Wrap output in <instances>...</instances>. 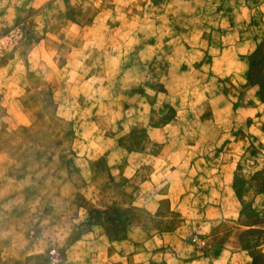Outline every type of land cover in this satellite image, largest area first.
<instances>
[{"label": "rangeland", "instance_id": "374dc122", "mask_svg": "<svg viewBox=\"0 0 264 264\" xmlns=\"http://www.w3.org/2000/svg\"><path fill=\"white\" fill-rule=\"evenodd\" d=\"M217 37L218 105L199 74ZM211 244L264 264V0H0V264H185Z\"/></svg>", "mask_w": 264, "mask_h": 264}, {"label": "crops", "instance_id": "0c3cea01", "mask_svg": "<svg viewBox=\"0 0 264 264\" xmlns=\"http://www.w3.org/2000/svg\"><path fill=\"white\" fill-rule=\"evenodd\" d=\"M169 14L171 13V11H169L167 9V11H163V12H157V15H162V14ZM190 23H191V20L189 19ZM174 22V21H173ZM159 24V23H156V25ZM183 27L182 29L185 30V26L186 28L188 27L190 30L194 29V26L192 27V25H187V23L183 22ZM157 27L159 28V26L157 25ZM153 29V27H152ZM154 29H155V26H154ZM191 32V31H189ZM210 41V40H208ZM215 47H213V45H211L210 49L206 50V49H199V52L202 53V55L204 56H208L207 57H202V59L205 60V63L200 65L199 68L201 69L199 74H200V79L203 80L202 82H204L203 86H206V96L207 98H210L209 100H212L214 99V103H216L218 105V37L217 38H214L213 41H211ZM244 43H247V44H244ZM242 42L240 48H239V56H237V59L235 60L236 62L239 60V57L240 58H243L245 60V57L247 54V52L249 51V47H250V50H253V48L255 47V42L252 40V39H246L245 42ZM249 47H248V46ZM245 46V47H243ZM192 50L191 47L189 46H186V54L183 56L182 58V62L183 64H188L190 63L191 61V58L186 56L190 53V51ZM208 64V65H207ZM212 64V65H211ZM204 69V70H202ZM192 72V69H182V71H178V72H170L168 73V77H167V81H166V87L168 88V91H165L166 93L170 94V95H173V94H179L180 92L177 91L176 89L174 88H170V80L169 79H172L173 81L177 79V77H183V79L185 78L186 75H188V73H191ZM190 84V83H188ZM186 85H184L182 88V91L184 93H186L187 91V87H185ZM196 95V94H195ZM197 96V95H196ZM197 98H199L197 96ZM177 100V99H176ZM200 102V100H199ZM215 105V104H214ZM182 110H179V113H181ZM170 123H168L167 125H169ZM202 173H209L211 176H213V182L212 183H208V184H205V186L207 187V189H209L210 191L212 192H218V179L215 181V178L216 175H218V168H202ZM171 189H174V185H171ZM183 189V188H182ZM216 201V200H214ZM210 207H214V208H217L216 207V204L212 205V204H209ZM213 229V228H212ZM223 251H226L225 249H220L218 251V248L214 247L213 244L209 245L208 248L204 249L201 253V255L203 256H199V257H194V258H189V259H186L185 260V264H195L197 261L199 263L201 262H206V260H214L215 261V264H218V258H220L222 256V254L224 253ZM237 254V251L231 249L230 251V257H231V262L230 264H237L238 262L236 261V259L233 257L234 255ZM212 257V259L210 258ZM249 262V261H248ZM248 264V263H247Z\"/></svg>", "mask_w": 264, "mask_h": 264}]
</instances>
